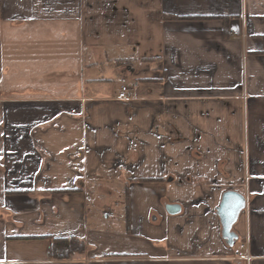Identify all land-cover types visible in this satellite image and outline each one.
I'll list each match as a JSON object with an SVG mask.
<instances>
[{
    "label": "crops",
    "instance_id": "0c3cea01",
    "mask_svg": "<svg viewBox=\"0 0 264 264\" xmlns=\"http://www.w3.org/2000/svg\"><path fill=\"white\" fill-rule=\"evenodd\" d=\"M0 264H264V0H0Z\"/></svg>",
    "mask_w": 264,
    "mask_h": 264
},
{
    "label": "water",
    "instance_id": "95a60500",
    "mask_svg": "<svg viewBox=\"0 0 264 264\" xmlns=\"http://www.w3.org/2000/svg\"><path fill=\"white\" fill-rule=\"evenodd\" d=\"M245 197L239 193L228 191L225 192L216 208V214L220 220L222 238L229 246H233L237 241V236L232 231L233 226L237 222L240 213L245 209ZM166 210L169 214H176L179 207L168 205Z\"/></svg>",
    "mask_w": 264,
    "mask_h": 264
},
{
    "label": "trees",
    "instance_id": "16d2710c",
    "mask_svg": "<svg viewBox=\"0 0 264 264\" xmlns=\"http://www.w3.org/2000/svg\"><path fill=\"white\" fill-rule=\"evenodd\" d=\"M168 19H196L190 17H167ZM207 19H213V17H203ZM218 18V17H217ZM224 23V33L227 35V19L221 18ZM66 190L64 192H68ZM62 192V191H61ZM127 198V196H126ZM127 202L125 205L126 211L127 209ZM126 220H128L126 216ZM49 242L48 253L50 258L53 260L64 261V260H71L77 257H80L85 254L86 252V245L82 239L76 237H53V236H44ZM117 257V256H114Z\"/></svg>",
    "mask_w": 264,
    "mask_h": 264
},
{
    "label": "built area",
    "instance_id": "2783aa9c",
    "mask_svg": "<svg viewBox=\"0 0 264 264\" xmlns=\"http://www.w3.org/2000/svg\"><path fill=\"white\" fill-rule=\"evenodd\" d=\"M131 97L130 91L127 86L122 85L120 86L119 92H118V98L122 100H127Z\"/></svg>",
    "mask_w": 264,
    "mask_h": 264
},
{
    "label": "rangeland",
    "instance_id": "374dc122",
    "mask_svg": "<svg viewBox=\"0 0 264 264\" xmlns=\"http://www.w3.org/2000/svg\"><path fill=\"white\" fill-rule=\"evenodd\" d=\"M121 198H123V195H122ZM120 201H123V199H120ZM117 203H118V199L115 201V204H117ZM104 212L107 213V214H109V219L112 218L113 215H111V213H110L108 210H106V211H104ZM114 228H115V227H114Z\"/></svg>",
    "mask_w": 264,
    "mask_h": 264
}]
</instances>
